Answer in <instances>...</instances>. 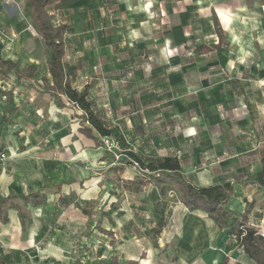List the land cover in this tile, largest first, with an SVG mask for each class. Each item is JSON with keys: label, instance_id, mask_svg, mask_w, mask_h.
Wrapping results in <instances>:
<instances>
[{"label": "crops", "instance_id": "obj_1", "mask_svg": "<svg viewBox=\"0 0 264 264\" xmlns=\"http://www.w3.org/2000/svg\"><path fill=\"white\" fill-rule=\"evenodd\" d=\"M12 1L0 0V57L18 63L22 76L15 68L7 75L0 72V154H11L0 159V199L37 192L44 201L12 200L30 220H23L16 206L8 208V222L0 220V264H98L112 258L122 264H258L208 213L189 211L173 191L160 193L150 184L135 183L143 177L138 169L115 161L98 144L99 134L97 140L81 131L85 112L66 96L60 106L52 95L51 48L29 2ZM152 7L160 12V32ZM48 11L54 25H68L63 65L71 85L79 91L89 86L103 121L127 120L119 131L133 149L123 152L147 160L176 156L185 179L195 186L231 182L230 209L241 215L247 201H255L253 216L262 214L264 227V188L259 191L249 181L264 155L261 141L253 138L264 121L254 108L264 104L263 84L244 85L237 76L239 70L255 80L264 76V0H58ZM216 19L223 34L220 45ZM29 25L37 31L27 32ZM71 44L76 46L72 51ZM219 58L228 65L237 62L239 70L213 66ZM244 60L254 66H243ZM153 63L159 69L153 70ZM61 147L59 167L74 170L72 177L59 178L52 169L51 157ZM83 149L85 156L110 166L101 177L92 179L73 160ZM251 153L255 161H244ZM207 160L208 167L197 172L195 166ZM147 186L162 198L175 196L177 211L170 215L168 208L154 220L152 209L134 208L128 200L115 204ZM175 219L181 225L170 224ZM47 226L51 237L45 239ZM7 249L15 253L8 260Z\"/></svg>", "mask_w": 264, "mask_h": 264}, {"label": "trees", "instance_id": "obj_2", "mask_svg": "<svg viewBox=\"0 0 264 264\" xmlns=\"http://www.w3.org/2000/svg\"><path fill=\"white\" fill-rule=\"evenodd\" d=\"M32 8L34 19L40 34L43 36L48 47L51 48L49 61L50 71L53 78L51 85L52 95L57 98L60 106L61 96H66L68 101L76 107L82 109L85 113L82 116L81 131L88 137L97 139V134L102 138L110 137L112 132L105 125L104 121L95 112L94 100L89 98V86L79 91L74 88L66 77L64 71V58L66 56L65 34L68 30L67 24L54 25L50 17L48 6L53 5L58 0H27ZM216 30L219 34L218 45L223 43V34L218 26V20H215ZM15 68L19 78L21 74L18 63L11 60H4L0 57V72L7 75L8 71ZM59 100V101H58ZM98 140V139H97ZM99 145H104L103 140H98ZM110 152V151H109ZM115 159V152H110ZM126 160L119 157L120 162L133 165L139 170L142 178H137L134 182L141 185H152L160 193L166 190L173 191L178 195L179 200L189 209V211L200 210L211 216L221 231L234 236L243 251L247 253L258 264H264V236L260 232L262 214L255 215V201H247L245 211L237 215L229 207V202L235 196V188L231 182H224L210 186H195L189 183L182 172L180 160L176 156H166L157 160H147L133 151L119 152ZM127 161V162H126ZM123 165V164H122ZM121 167V166H119ZM251 183L258 186L259 191L264 188V155L261 157V168L251 175ZM19 197L25 202H31L34 205L42 204L44 200L37 192L22 194L19 196H7L0 199V220L8 222V208L16 206L20 210V216L23 220H30L29 214L12 200ZM101 222L97 225L101 227ZM102 228V227H101ZM103 229V228H102ZM107 235H113L110 230H105ZM159 233V230H156ZM74 264H82L76 261ZM98 264H122L117 259L112 258L108 262H99ZM126 264H138L136 260H130Z\"/></svg>", "mask_w": 264, "mask_h": 264}, {"label": "rangeland", "instance_id": "obj_3", "mask_svg": "<svg viewBox=\"0 0 264 264\" xmlns=\"http://www.w3.org/2000/svg\"><path fill=\"white\" fill-rule=\"evenodd\" d=\"M4 1V0H3ZM20 1V0H18ZM13 3L12 0H5V4H10V3ZM29 8H25V11L26 13L29 12ZM159 9L157 7H152L151 11H150V15L152 16V20L153 22L155 23V27H157V30H159V23H158V20L160 18L159 16ZM68 14V13H67ZM29 15V13L27 14ZM33 26L32 25H29V28L27 29L28 31L27 32H33L36 28H32ZM160 32V30H159ZM36 37L39 38V35ZM41 39V38H40ZM40 39H37V42L39 44V41ZM216 40V39H215ZM94 42H98V44L100 43L99 39L98 41H94ZM80 42L78 41V44ZM85 42L83 41V44ZM152 54L154 55V53L156 52V44L153 43L152 45ZM78 47V46H77ZM76 48L75 45L71 44L69 45V50H74ZM181 50V48H175V50ZM184 49H186V47H184ZM168 51H170V53L172 54V52L174 51V49H169ZM213 58V55H211V59ZM221 58L217 59V61H219ZM263 59V60H262ZM248 60L252 61V62H255V63H258L257 59L255 57H249ZM261 61H264V58H260ZM245 63H243V66L245 67H253L254 64L247 61V60H244ZM218 65H222L224 67V70H226L227 72H232L234 70H237L238 68V65H237V62L234 61V63L228 65L226 64L223 60H220L218 63H214L213 61V66H218ZM158 66H156V64L153 63L152 65V68L153 70H157L159 68H156ZM237 67V68H236ZM244 67V68H245ZM227 68V69H226ZM239 70V68H238ZM214 72V71H213ZM256 70H253L252 73L255 74ZM214 74V73H213ZM230 74V73H229ZM31 76V75H30ZM237 76L242 80L243 84L245 85L246 83H249V84H260L262 85V90H263V96H264V76L261 77V78H258L257 80L255 79H252V77L249 76L248 73H245L241 70L237 71ZM238 92V91H236ZM263 100V99H262ZM261 101V99L259 100ZM172 105H173V102H170ZM169 103V104H170ZM255 114L256 116L258 115V112L261 113V114H264V104L263 106H261L259 109L257 108V106L255 105ZM237 111L238 108L236 109ZM111 119V118H110ZM104 122H106V124H108L110 126V129L114 131V135L113 137H104L102 138L103 140V143H104V146L106 147V149L110 152H115L114 154L116 155L115 157V161H119L120 160L117 158V155L120 156L121 158H126V157H123L121 156V154H118L119 152H122L124 151V149H133L132 147V142H131V139L129 137H126V136H123V134L119 131L121 130V128H125L127 127V120L126 119H123L120 124H117V123H114L112 120H108L105 118ZM258 127H259V133L260 135L259 136H253V138H258L260 142V146H264V121H262L261 123L258 124ZM176 131H178V129H176ZM264 148V147H262ZM56 152H54L53 156L51 157V165H52V169L54 172H59L60 175H57L56 173V176L59 177V178H67V177H72L74 176L75 172L74 170L72 169H61L59 167V163L61 160H64V157H63V148H56ZM73 150V147L71 148ZM84 149L82 151H77L76 154L72 155V158L74 161H77V163H80L81 166L85 167L88 169L89 173L88 175L93 179L94 177H101L102 174L105 173V171L110 167L108 164L106 163H101V162H96L94 161L95 159L92 158V156H90L89 154L87 156L84 155ZM6 154V153H5ZM8 156L10 157V155H7L6 154V157L8 158ZM245 159H247V161L253 163V161H255V158L253 156V154L251 153L250 156H244L243 160L245 161ZM124 161V160H123ZM122 162V161H121ZM115 164V163H113ZM208 160L207 161H204V162H201L199 164H197L195 166V170L198 172V171H201V170H204L208 167ZM96 165H99L101 166V168L97 167ZM11 169V168H10ZM50 170V169H49ZM12 172V170L10 171ZM16 171L12 172V175L14 176V178L16 179ZM90 178V179H91ZM158 198H162L158 195L157 191L155 189H153V187L151 186H147L145 188H142L140 191H137V192H133V195L129 196V197H122V201H118V202H115V204L117 205H121L124 203L127 202V200L129 201V203H132V206L134 208H137V209H141V210H147V209H152V219L154 220H157L158 218H160V214H163V212L165 210H167L169 208L170 210V215H172L175 211H177V204L179 203V201L177 200V198L174 196H171V195H168V197L165 198V196L162 198L163 200V203L162 205H157V200ZM168 198V200H167ZM125 201V202H124ZM165 201H167L165 203ZM103 203V201H99V203ZM105 203V202H104ZM107 204V201L106 203ZM104 204L102 205V208H103ZM176 209V210H175ZM106 211V210H105ZM168 214V213H167ZM189 216H192V217H200V213H191ZM164 218V216H162ZM161 217V218H162ZM171 217V216H170ZM173 223V224H172ZM188 223V222H185V224ZM196 223V222H195ZM202 223V222H201ZM170 224L172 225H181V221L178 220V219H175L174 221H171L170 220ZM187 225V224H186ZM171 226V225H170ZM261 226H262V223H261ZM172 227V226H171ZM171 229V228H170ZM264 229V228H263ZM138 230H140V228H137V234H139ZM44 236H45V239H48L49 237H51V230L49 228V226H47V228H45L44 230ZM147 233V232H146ZM7 253L5 254V257L6 259L8 260V258H11V257H14L15 256V253L13 250H6ZM12 251V253L10 252ZM25 252H22L21 251V254L22 256L24 255ZM10 260V259H9Z\"/></svg>", "mask_w": 264, "mask_h": 264}, {"label": "built area", "instance_id": "obj_4", "mask_svg": "<svg viewBox=\"0 0 264 264\" xmlns=\"http://www.w3.org/2000/svg\"><path fill=\"white\" fill-rule=\"evenodd\" d=\"M5 157H6V154H5V153H1V154H0V159H3V158H5ZM119 157H120V156L117 155V158H119ZM260 227H261L260 232H261V233L263 234V236H264V229H263L264 227L261 226V225H260Z\"/></svg>", "mask_w": 264, "mask_h": 264}, {"label": "bare ground", "instance_id": "obj_5", "mask_svg": "<svg viewBox=\"0 0 264 264\" xmlns=\"http://www.w3.org/2000/svg\"><path fill=\"white\" fill-rule=\"evenodd\" d=\"M264 50V49H263ZM263 60V59H262ZM261 61V60H260ZM264 62V61H263ZM245 63V62H244ZM264 67V66H263Z\"/></svg>", "mask_w": 264, "mask_h": 264}]
</instances>
